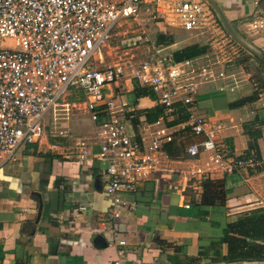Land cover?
Returning a JSON list of instances; mask_svg holds the SVG:
<instances>
[{"label":"built area","instance_id":"obj_1","mask_svg":"<svg viewBox=\"0 0 264 264\" xmlns=\"http://www.w3.org/2000/svg\"><path fill=\"white\" fill-rule=\"evenodd\" d=\"M251 2L248 30L264 40V0ZM127 18L141 42H149V27L158 22L189 32L208 30L216 22L205 0H0V166L14 159L19 146L40 142L44 113L65 103L71 88L80 90L93 134L78 139L73 149L79 160L90 156L104 165V190L112 199L108 224L120 217L121 194L162 169L164 146L179 131L202 136L186 147L192 161L188 174L196 185L261 164L254 156H231L219 139L223 126L196 110L202 85L219 82L217 91L223 94L238 84L235 74L219 63H200L196 57L177 61L172 52L162 53L165 47L153 46L140 60L131 55L103 65L102 52L110 50L113 30ZM133 44L126 45L130 51L125 54L139 45ZM131 82L133 95L135 85L155 94V106L162 109L158 117L149 120L150 112L125 98ZM180 111L186 117L176 121ZM112 235L110 242L125 244Z\"/></svg>","mask_w":264,"mask_h":264},{"label":"crops","instance_id":"obj_2","mask_svg":"<svg viewBox=\"0 0 264 264\" xmlns=\"http://www.w3.org/2000/svg\"><path fill=\"white\" fill-rule=\"evenodd\" d=\"M215 1L232 27L264 52L263 38L247 27V17L253 13L251 0ZM245 76L233 92L221 94L216 85L203 89L202 85L197 97V112L223 126L219 139L231 156H244L247 130L259 133L257 169L216 177H224V205L198 206L202 188L188 174L192 161L186 147L202 136L183 130L164 146L162 169L121 194L120 217L108 224L105 216L112 199L104 190V165L90 156L79 160L73 149L78 139L92 136L90 119L91 129L82 135L65 137L59 131L57 140L44 133L40 142L19 146L14 159L0 166V264H113L116 260L121 264H264V260L219 258L227 252V245L218 243L226 224L252 210H264V89L257 91L250 72ZM133 85L127 83L126 99L141 112L151 110L154 100L134 98ZM254 89V98L247 100ZM240 99L246 100L237 102ZM82 101L83 95L80 102L66 101L56 110L66 115L78 107L82 110L78 115L89 116ZM112 233L125 244L110 242Z\"/></svg>","mask_w":264,"mask_h":264},{"label":"rangeland","instance_id":"obj_3","mask_svg":"<svg viewBox=\"0 0 264 264\" xmlns=\"http://www.w3.org/2000/svg\"><path fill=\"white\" fill-rule=\"evenodd\" d=\"M215 18V24L210 29L201 32H189L184 31L183 29L170 28L174 43L165 47L162 53H173L185 46L192 44L205 46L206 52L203 55L196 57L200 63H219V66L221 65L223 68H225V70H227V72H233L235 74V78L239 80L238 83L240 85L244 82L242 78L246 77V72H250L252 74L254 82L260 81L264 85V79L260 76V74L263 72L259 71L258 66L255 65L256 60L252 59V61H249L251 57L248 55L246 56V54L249 53H247L230 38V36L220 24L216 15ZM250 19L251 17H247V21ZM126 20L127 21L121 20L118 23L119 25H117L113 30V34L109 43L110 50H105L102 52L103 65H111L117 61L127 60L131 55H134V60L137 61L144 58L148 52H153V46L159 47L155 44V36L158 31L157 27L153 25L150 26L147 33L149 42H141L143 37L137 33L136 28L133 26V23H131V18H127ZM241 34L244 37H247V39H252L248 35L245 36L243 33ZM128 43H138L139 45L135 46L133 44L134 46L132 47L134 49L131 51V53L125 54V51H130L126 47ZM239 58H243L242 60H245L243 64H238L237 60ZM218 84L219 82L212 85H204L202 86V89L203 87H215V85L217 86ZM81 100V91L71 88L69 95L65 97L64 101L78 103ZM147 101H149V99H147ZM56 109L57 106L49 108L48 111L42 116V123L45 126V134L54 136V139L59 140V138L55 136H59V131H63V135L65 137L70 135L72 138H74L80 134L82 135L84 131L91 129L92 125L89 116L86 114L78 115L82 112V110H80L78 107L71 108L70 113L68 112L66 115L60 110L57 112ZM60 109H62V107ZM104 177H106V173L104 174Z\"/></svg>","mask_w":264,"mask_h":264},{"label":"trees","instance_id":"obj_4","mask_svg":"<svg viewBox=\"0 0 264 264\" xmlns=\"http://www.w3.org/2000/svg\"><path fill=\"white\" fill-rule=\"evenodd\" d=\"M158 31L155 36V44L161 47H167L174 43L172 32L169 27L162 25L158 22ZM260 48L263 49V45ZM206 52L205 46H200L198 44H192L185 46L180 50L173 52V57L175 60L179 61L182 59L195 58L203 55ZM264 55V52H262ZM251 56L246 54V56ZM239 58L238 64H243L245 60ZM245 59V58H244ZM258 68L264 71L261 64L258 63ZM261 76V75H260ZM252 78V77H251ZM255 87L258 90L264 89L263 83L260 81L254 82ZM258 87V88H257ZM255 89L253 91V96L246 98L247 100H252L254 98ZM134 94L136 98L149 97L151 100H155V94L148 91L145 88L134 86ZM246 99H240L237 102L245 101ZM148 117L149 120L158 117L162 109L159 106H154ZM186 117V113L181 111L176 117V121H180ZM175 121H171L169 124H174ZM180 133V132H179ZM248 142L247 148L245 150L244 156L241 158H247L254 156L259 158L257 138L259 136L258 132H252L247 130ZM257 169V168H256ZM255 169V170H256ZM200 186L202 188L200 200L198 206H215L224 205L227 199V193L224 184V177H208L200 181ZM218 243H225L227 245V252L223 256H219L221 261L224 262H235V261H255L264 260V210H252L249 214L243 215L236 219L235 221L226 224L223 229V236L219 239Z\"/></svg>","mask_w":264,"mask_h":264},{"label":"water","instance_id":"obj_5","mask_svg":"<svg viewBox=\"0 0 264 264\" xmlns=\"http://www.w3.org/2000/svg\"><path fill=\"white\" fill-rule=\"evenodd\" d=\"M211 7L216 17L218 18L220 24L230 36V38L236 42L241 48H243L247 53L252 55L259 63H261L264 68V56L263 54L245 38H243L230 24L225 13L221 9L220 5L215 0H205Z\"/></svg>","mask_w":264,"mask_h":264}]
</instances>
